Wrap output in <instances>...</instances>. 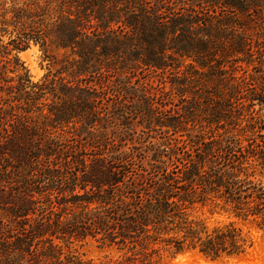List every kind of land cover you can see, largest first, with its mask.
<instances>
[{
	"label": "trees",
	"instance_id": "trees-1",
	"mask_svg": "<svg viewBox=\"0 0 264 264\" xmlns=\"http://www.w3.org/2000/svg\"><path fill=\"white\" fill-rule=\"evenodd\" d=\"M153 1L152 11L140 8L135 15H125L122 23L133 38L126 34L105 41L99 33L88 35L80 21L98 9L99 0H69L77 4L76 13L61 12L50 30L60 38V46L76 51L79 58L72 72L91 75L72 85L55 86L47 78L33 81L18 53L30 41H42L2 23L9 39L0 43V264H163L164 252L186 249L212 260L239 257L255 243L245 224L264 232L260 176L264 73H246V79L240 80L238 69L225 67L226 60L208 67L200 54L238 52L247 67L257 70L263 68L264 59L256 65L253 50L247 48L250 38L232 40L227 29L220 27L231 17L219 21L220 26L203 29L207 40H199L192 36L194 21L175 17L161 0ZM201 1L231 9L250 27L264 14V0ZM162 8L170 15L166 24L156 14ZM110 12L112 21L121 18L120 9ZM178 33L181 38L176 43L173 35ZM169 41L170 48L177 44L174 50L181 55L195 52V61L212 83L211 96L207 97L208 91L199 95L198 129L193 132L143 102H135L132 108L124 103L117 108L112 105L119 113L104 107L114 94L113 89L106 90L103 80V68L110 71L112 67L107 58L122 51V62L128 66L121 70L126 73L130 59L142 61L150 70H163L169 65L161 54ZM50 95L59 101L48 106V116L42 112V119L34 121H5L16 111L6 102H18L28 116L31 108L43 110L42 100ZM130 112L141 128L162 132L167 128L174 134L183 130L181 137L171 138L173 143L166 141L162 147L161 143L146 145L149 139H163L157 133L142 130L146 136L141 139L137 132L135 137L134 132L128 133L129 128L101 130L105 121L115 125V113L128 126ZM73 122L79 123V131L65 145L50 127ZM130 140L134 145H127ZM216 214L225 218L215 219ZM88 238L124 252L118 258L93 260L69 250L74 242Z\"/></svg>",
	"mask_w": 264,
	"mask_h": 264
},
{
	"label": "rangeland",
	"instance_id": "rangeland-1",
	"mask_svg": "<svg viewBox=\"0 0 264 264\" xmlns=\"http://www.w3.org/2000/svg\"><path fill=\"white\" fill-rule=\"evenodd\" d=\"M163 6L170 8L169 12L174 13L175 17L185 18L194 21L191 25L194 29L192 36L198 38L199 40H207V38L202 34L206 27H216L220 26L218 23L222 21L225 17H231L232 21H225L220 27L222 29H227L228 35L232 40L239 41L240 38H250L246 40V43H250V47L247 46L248 50L252 49L250 53L253 54V58L256 60V65L258 61L262 58L264 59V14L260 16L254 24L252 22L251 27L246 24L245 18L240 15H235L234 13L228 11L231 9H220L214 8L201 0H161ZM155 2L153 0H99L98 9H94V12L88 13L84 19H80L85 26L84 31L88 35L92 33H99L105 41H111L110 38H118L121 35L130 34L133 38L134 34L129 31L127 27H124L122 21L125 19V15L128 13L137 14L138 9L142 8L146 11H152ZM77 4L71 5L69 0H0V38L2 39L1 44L9 39V34H3L2 27L5 25L7 29L11 30L13 28L20 31L30 33L32 37L39 39L41 42L37 43L35 41H30L29 46L18 53L20 60L23 62L24 66L28 69L30 78L33 81H41L45 78L50 79L55 86L62 84L72 85L73 82L81 79H89L91 75L88 72H80L82 74L73 73L75 68V62L79 57L76 51L71 47L60 46V38L57 37L55 32H51V28L58 18L61 12L68 11L71 9L73 14L76 13ZM121 11L119 19L117 22L112 21L113 18H108L110 11ZM126 11V14L123 10ZM96 11V12H95ZM103 17H100L101 15ZM159 21L161 24H166L169 21V13L163 8L158 12ZM96 15H100L96 17ZM117 16V15H116ZM90 19V20H89ZM235 21V22H234ZM239 22V23H238ZM201 31V32H200ZM192 32V31H191ZM175 42L180 41V33L174 34ZM170 38V37H169ZM168 38V39H169ZM204 40V41H205ZM231 40V41H232ZM172 41V40H171ZM169 41L168 48L161 57L168 63L163 70L155 69L150 70L148 67L142 63L140 60L130 59V72L126 73L122 71V67L128 66L126 63L122 62L125 60L122 51L116 52L111 56L108 64H111L110 71L103 68L104 70V84L107 85L106 90L110 91L113 89L111 98L106 101L104 107H108L111 110L118 111L113 107H120L123 103L127 107L132 108L135 102L145 103L150 105L152 109L156 112H160L162 115H170L174 117L180 127L184 129H189L195 131L198 129L197 123V111L196 108L198 104L202 102L199 97L200 94H207L211 96L212 83L206 79L203 72L204 69L198 65L195 61V52L189 51L187 55H181L177 52L175 47L177 44L170 48L172 42ZM179 43V42H178ZM225 47L229 45V42L224 43ZM132 47V46H131ZM130 47V50H132ZM1 49V47H0ZM245 50L246 47H245ZM247 50V51H248ZM134 52H139L136 50ZM214 53L217 55L214 57ZM232 53V54H231ZM227 52L225 55L220 52H212V50L203 51L200 55L205 59L208 67L216 64L217 61L226 60L225 67L229 68L228 65H232L237 73V78L242 79L245 77L246 73L261 74L264 73V66L257 70L253 69V65L250 67L246 66L245 62L240 60L241 53L238 52ZM238 53V54H237ZM110 62V63H109ZM12 75L11 73H9ZM242 76V77H241ZM246 79V77H245ZM254 86V85H252ZM127 91V92H126ZM183 91V93H182ZM47 99L42 100L41 107L43 110L38 108H31L27 113L28 116H24V108L19 105L18 102L8 103L13 105L12 107L16 111H12L9 117H6L5 121L9 123L10 121L18 122L25 118L26 120L34 121L42 119L48 116V106L53 105L58 100L52 99L53 97L47 96ZM55 100V101H53ZM112 105H114L112 107ZM25 106V105H24ZM49 106V107H50ZM255 107H258L256 105ZM116 113L114 114V122L109 124L108 121L104 122V128L101 130H106L111 133L113 130L117 132H123L126 128L128 133L132 134L134 132V137L137 136L136 132L139 133V137L144 139L146 133L159 134L158 136L163 137L160 141L154 139H149L146 145H151L152 143H161L162 147L166 141L171 143V138H180L181 131L177 130V134H174L170 129L160 130H148L147 128H141L139 125V119L133 112H130V120H128V126L121 124L120 116L116 118ZM119 113V112H118ZM188 115V116H187ZM199 115V114H198ZM187 116V117H186ZM51 131L58 133L62 139V143L65 145H70L74 141V136L79 131V123H69L68 125L63 124L54 125L50 127ZM142 130L145 132L142 133ZM61 134V135H60ZM80 138V137H79ZM119 143V142H118ZM132 144L131 140L128 142ZM146 142L142 143V146ZM117 144V143H116ZM140 147V144H135ZM261 179L264 183V167L260 172ZM215 219H224L225 216L216 214ZM244 228L250 230L255 238L254 246L250 251L243 256L239 257H221L218 259H210L199 253L194 249H186L182 252L176 254H170L169 252H164L162 257L163 264H264V232L259 230L255 225L246 223ZM69 250L83 259H93V260H103L107 258H118L124 251H119L115 246L109 247L101 244L100 242L88 238L82 242H74L70 245Z\"/></svg>",
	"mask_w": 264,
	"mask_h": 264
}]
</instances>
